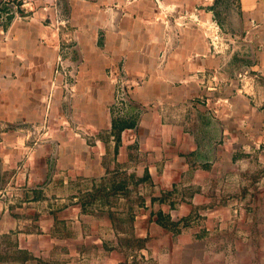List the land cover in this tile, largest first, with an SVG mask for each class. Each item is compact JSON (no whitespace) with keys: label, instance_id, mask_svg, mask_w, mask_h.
<instances>
[{"label":"crops","instance_id":"0c3cea01","mask_svg":"<svg viewBox=\"0 0 264 264\" xmlns=\"http://www.w3.org/2000/svg\"><path fill=\"white\" fill-rule=\"evenodd\" d=\"M216 1L56 0L58 12L69 19L68 30L56 34L39 8L31 17L17 18L10 1L0 0V121L39 120L48 100L50 117L57 120L50 122L58 127L53 141L38 146L34 158L17 145L24 139L14 137L19 133L5 132L0 143V177L7 166L17 165L22 152L33 161L18 165V178L31 190L38 189L33 192H39L40 198L47 196V184L56 178L59 185L69 187L105 176L111 162L104 143L88 144L75 124L84 125L90 134L93 128L110 131L113 123L124 125L112 158L115 165L132 168L137 178L147 177L162 191L177 181L195 184L193 200L203 191L198 189V176L204 166L231 168L250 164L254 156L264 167V0ZM223 6L229 15L220 25L231 32L235 45L213 50L204 26ZM195 9L197 24L190 17ZM141 23H146L144 28ZM60 35L67 37L62 45ZM61 93L68 97L71 127L60 126L64 120ZM238 151L243 155H236ZM201 152H210L207 161L197 160H203ZM243 171V179L246 174L251 178V170ZM253 179L260 183V212L257 217L252 206L243 212V220L249 232H259L258 243L264 249V172ZM248 193L243 186L240 197L247 199ZM64 197L57 194L55 201ZM61 208L55 211L56 217L54 212L41 211L38 229L48 231L60 214L79 227V220L98 218L81 213V203L76 207L67 202ZM240 210L239 205L228 210L215 206L213 214L223 223L222 215L235 216L236 221ZM142 221L135 216L138 236ZM145 223L157 225L154 218ZM17 227L19 221L0 195V232ZM19 234V247L35 256L41 249H34L36 234ZM93 243L102 245L103 240ZM235 248L234 255L196 257L195 263L208 258L218 264H264V254L246 251L251 248L250 239H239Z\"/></svg>","mask_w":264,"mask_h":264},{"label":"rangeland","instance_id":"374dc122","mask_svg":"<svg viewBox=\"0 0 264 264\" xmlns=\"http://www.w3.org/2000/svg\"><path fill=\"white\" fill-rule=\"evenodd\" d=\"M198 13V9H195L190 14V17H195L196 24L199 22ZM214 14L215 19H210L206 26L203 25L209 43L213 33L212 24L214 22H218L219 25L224 24L229 10L223 6ZM144 24L146 23H141V28H144ZM221 25V47L228 49L229 45H235V41L231 32L225 27L223 29ZM62 38L60 35L61 45L67 37ZM238 77L242 78L243 74H239ZM61 95L63 103L60 115L64 117V120L59 125L62 128L71 127L67 110L68 97L66 93ZM43 109L42 118L39 120L0 121V143L5 132L19 133L14 137H17V140L24 139L23 143L16 141L17 145H21V149L23 151L26 149L34 158L33 154L37 147L50 143V140L53 141L55 130L58 128L56 122H50V120L57 121L50 117V101H44ZM83 126L82 124L74 125L81 133L78 135L85 137L88 144L97 145L99 141L104 143L111 162L108 165L107 174L100 179L76 182L69 187L59 185V179L56 178L55 181L47 184L45 193L43 191L47 196L43 195L44 198H40L39 192H33L38 189L31 190L23 184L22 179L18 178L17 170L20 167L18 165L27 160L33 161L32 158L26 159L27 154L24 152L20 153L19 159L16 160L17 165L7 166L4 175L0 177V180L2 179L0 195L4 196L11 216L19 221V227L15 230L7 233L0 232V264H39L37 259L42 264H196V257L234 255L235 244L241 238L250 239L251 248L246 249L250 254L257 256L264 254V249L258 243L259 232H249L248 225L243 220V212L248 211V208L252 206H256L257 217L260 212V205H258L260 183H255L253 178L263 173L264 167H259L257 158L252 156L250 164L243 162L244 165L234 164L231 168L226 165L225 168L221 167L218 170H212L211 166H204L202 173L200 172L201 175L198 176L201 182L198 189L203 190L201 194L203 196L200 195L199 199L193 200L192 196L197 189L195 184L182 185L177 181L170 189L162 191L153 186L149 179L137 178L132 173V168L121 169L116 166L112 161L116 148L113 127L110 131L103 128L97 131L93 128V133L90 134L88 130H83ZM201 153L203 160L196 157L197 160L207 161L210 152ZM236 155L243 154L238 151ZM244 168L251 170V178L246 174L249 178L243 179L242 173L246 170ZM48 169L52 170L50 167ZM30 170L31 167H28L27 172L29 173ZM215 176L219 177V181L215 182ZM243 186L249 189L247 199L240 197ZM57 194L66 198L55 201ZM81 201L84 202V208L80 209L81 213L98 218L93 220L86 217L85 223L79 220V227L72 224L67 215L60 214L61 218H55L48 231L38 229L36 222L41 211L49 210L54 212L56 217L55 211H58L59 207L62 209L63 204L68 202L69 205L78 207ZM236 205L240 206L242 213L239 219L238 216L236 217V221H233L235 216H230L228 219L226 213L222 215L224 218L222 223V219L219 220L217 215L213 214L215 206L228 210ZM159 210L162 215L157 216ZM70 212L74 211L71 209ZM135 216H138V220H144L138 226V230L140 229L139 233L142 235L147 232L146 237L137 235L134 228ZM101 218L107 220L112 226L105 225ZM152 218L157 225L145 223L146 220L152 221ZM168 219L177 221V224L171 225ZM107 226L112 230L107 229ZM20 232L36 234L37 237L33 241L34 249L38 246L41 249L35 253V256L33 255L35 260L22 263L20 255L16 253V250L21 249L18 245ZM54 238L56 240H53ZM96 239H102V245L93 243ZM240 251L244 252V248L241 247ZM161 256L163 259L159 258ZM201 264H218V260L213 261L207 258L203 259Z\"/></svg>","mask_w":264,"mask_h":264},{"label":"built area","instance_id":"2783aa9c","mask_svg":"<svg viewBox=\"0 0 264 264\" xmlns=\"http://www.w3.org/2000/svg\"><path fill=\"white\" fill-rule=\"evenodd\" d=\"M13 8L14 15L17 18L31 17L36 14L39 9L43 11L45 24L54 31L56 34L64 33L68 29L69 19L67 16H64L58 12L56 0L51 3H45L43 0V5L40 6V0H9ZM39 8V9H38ZM53 12L51 13V10ZM213 29L212 39L210 45L213 47V50H217L218 47H221V35L222 28L218 22H214L211 26Z\"/></svg>","mask_w":264,"mask_h":264},{"label":"trees","instance_id":"16d2710c","mask_svg":"<svg viewBox=\"0 0 264 264\" xmlns=\"http://www.w3.org/2000/svg\"><path fill=\"white\" fill-rule=\"evenodd\" d=\"M218 2L215 0V3ZM114 129H115V139H116V143L119 141V135H120V132L126 128L124 125H117L116 123H113V126H112ZM116 148H117V144H116ZM146 176V175H145ZM147 178V177H145ZM81 207L84 208V202L81 201ZM159 215H162V212L159 210L158 213H157V216ZM158 220H159V217H158ZM168 221H170V224L171 225H176L177 224V221H173V220H170L168 219ZM16 253L20 255V259L22 261V263H25V262H28L30 260H35L34 256L26 249H18L16 250ZM37 262L39 264H42L38 259H37ZM45 264V263H43Z\"/></svg>","mask_w":264,"mask_h":264}]
</instances>
